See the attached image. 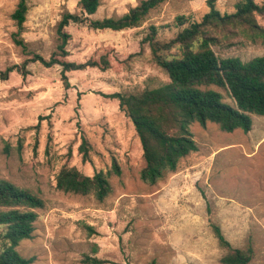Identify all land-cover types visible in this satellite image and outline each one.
I'll return each instance as SVG.
<instances>
[{
  "label": "rangeland",
  "instance_id": "1",
  "mask_svg": "<svg viewBox=\"0 0 264 264\" xmlns=\"http://www.w3.org/2000/svg\"><path fill=\"white\" fill-rule=\"evenodd\" d=\"M80 0H28L23 33L25 47L15 43L12 19L19 0H0V71L35 56L49 61L60 44L58 25L67 12L82 16ZM143 0H101L92 20L117 18ZM238 0H217L233 12ZM263 3L264 0H256ZM207 0H168L151 12L141 27L124 31L94 30L72 23L67 61L85 64L107 57L111 68L87 67L67 73L62 66L31 62L0 80V179L33 190L45 201L38 210L34 238L18 251L35 264H84L86 256L104 264H222L224 250L211 230L218 223L235 248L249 244L251 264H264V116H253L245 133L223 132L208 122L191 125L199 150L181 160L178 170L151 186L140 178L145 165L133 122L120 109L114 93H137L161 87L166 74L142 46L149 27H167L160 38L177 33V16L200 21ZM264 25V17H259ZM221 58L249 61L264 57V44L242 41L230 49L214 48ZM226 102L233 104L222 90ZM90 145L88 160L80 147ZM121 175L112 171L114 163ZM75 167L87 176L110 173L112 194H66L57 189L62 168ZM5 227L0 226L1 237ZM96 251V252H95Z\"/></svg>",
  "mask_w": 264,
  "mask_h": 264
},
{
  "label": "trees",
  "instance_id": "2",
  "mask_svg": "<svg viewBox=\"0 0 264 264\" xmlns=\"http://www.w3.org/2000/svg\"><path fill=\"white\" fill-rule=\"evenodd\" d=\"M168 0H143L127 13L117 18L92 20L101 5V0H80L82 16L65 13L58 25L60 44L49 60L41 56L0 71V80L6 81L14 72L24 77L29 75L27 66L40 62L45 67L62 66L66 88L70 87L67 73L87 67L111 68V62L103 57L101 62L89 61L77 64L67 61V46L71 35L66 29L72 24H88L94 30L124 31L141 27L151 12ZM209 12L200 21L192 16H177L173 27L177 33L169 40L160 38V31L167 27L150 26L142 40L148 45L151 61L168 77L161 87L145 89L137 93H114L108 97L119 102L120 109L133 122L142 146L144 167L141 180L151 186L158 184L168 174L178 170L182 159L199 150L191 131V125L208 122L217 124L223 132L242 130L248 133L253 128V116H264V57L243 61L237 57L221 58L214 48L230 49L242 41L264 44V2L238 0L233 12L223 13L217 0H207ZM29 11L28 0H19L12 19L18 26L16 44L25 47L22 39L24 23ZM233 100L226 102L221 91ZM84 160H88L89 143L84 140L80 147ZM121 175L115 162L112 171ZM110 172V173H111ZM110 173L100 171L87 176L75 167H64L57 176V189L80 196H94L104 202L113 192ZM45 207L39 193L21 188L0 179V226L5 227L1 237L0 264H35L34 258L24 257L18 247L25 240L34 238L38 210ZM211 230L224 254L222 264H251L255 251L251 244L235 248L225 237L221 226L211 223ZM96 252V251H95ZM84 264H104L98 258L86 256Z\"/></svg>",
  "mask_w": 264,
  "mask_h": 264
}]
</instances>
